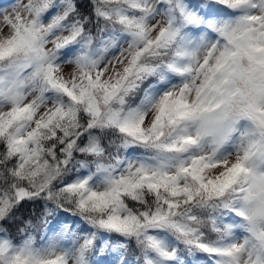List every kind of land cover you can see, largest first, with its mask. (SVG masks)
Masks as SVG:
<instances>
[{"label":"snow or ice","instance_id":"obj_1","mask_svg":"<svg viewBox=\"0 0 264 264\" xmlns=\"http://www.w3.org/2000/svg\"><path fill=\"white\" fill-rule=\"evenodd\" d=\"M201 259L264 264V0H0V264Z\"/></svg>","mask_w":264,"mask_h":264},{"label":"trees","instance_id":"obj_2","mask_svg":"<svg viewBox=\"0 0 264 264\" xmlns=\"http://www.w3.org/2000/svg\"><path fill=\"white\" fill-rule=\"evenodd\" d=\"M40 206L39 205H25L24 208H22L19 212H17V219H28V218H31V217H34V216H37L39 215V212H40ZM33 223H36L35 220H33ZM21 225H13L10 229L11 231V234L14 238H18L17 236V232H16V228L17 227H20ZM42 228L37 225L36 229L32 232H36V233H39V231L41 230Z\"/></svg>","mask_w":264,"mask_h":264},{"label":"rangeland","instance_id":"obj_3","mask_svg":"<svg viewBox=\"0 0 264 264\" xmlns=\"http://www.w3.org/2000/svg\"><path fill=\"white\" fill-rule=\"evenodd\" d=\"M68 69H66V71H67ZM38 240V239H37Z\"/></svg>","mask_w":264,"mask_h":264}]
</instances>
